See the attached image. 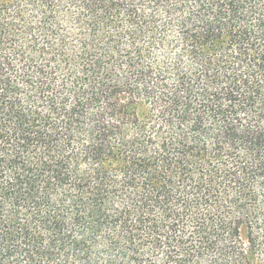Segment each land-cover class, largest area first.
Segmentation results:
<instances>
[{"label":"trees","instance_id":"1","mask_svg":"<svg viewBox=\"0 0 264 264\" xmlns=\"http://www.w3.org/2000/svg\"><path fill=\"white\" fill-rule=\"evenodd\" d=\"M0 264H264V0H0Z\"/></svg>","mask_w":264,"mask_h":264}]
</instances>
